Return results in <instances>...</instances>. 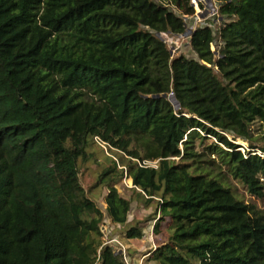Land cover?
Wrapping results in <instances>:
<instances>
[{
    "label": "trees",
    "instance_id": "trees-1",
    "mask_svg": "<svg viewBox=\"0 0 264 264\" xmlns=\"http://www.w3.org/2000/svg\"><path fill=\"white\" fill-rule=\"evenodd\" d=\"M215 1L220 47L197 28L190 59L162 36L187 34L192 0H0V264H127L81 182L96 138L120 157L97 187L126 238L144 230L124 179L160 205L149 264H264V210L213 172L264 201V0Z\"/></svg>",
    "mask_w": 264,
    "mask_h": 264
},
{
    "label": "rangeland",
    "instance_id": "rangeland-1",
    "mask_svg": "<svg viewBox=\"0 0 264 264\" xmlns=\"http://www.w3.org/2000/svg\"><path fill=\"white\" fill-rule=\"evenodd\" d=\"M201 12V16L205 18V25L210 26L216 36L217 42L212 48L213 51H216L220 47L219 33L222 21L218 18V16L212 17V13L205 14L206 11L203 9H201ZM198 20L199 19L197 17H190L187 21L188 27H198ZM162 38L166 40L174 57L185 56L190 59H197V55L190 47V39L187 36L172 37L163 35ZM252 134L254 137L252 143L259 147L264 146V127H262L260 124H255L252 128ZM228 137L231 141H235V144L243 147V153L251 150L250 143L244 142L240 139L233 140L234 137L232 135H229ZM213 142H215V140L211 139V143ZM88 152L91 155L90 159L88 161H81L79 163L80 177L84 188L89 192L90 198L96 203V205L106 216L103 226V241L109 242L111 239H116L121 244H123V247H120L119 243H112L111 245L114 246L117 251H119L118 249L124 250V248H126L130 264H149L147 260L142 259V257L152 249H155V244L158 243V238L154 235L153 229L156 223L154 218H158L160 215V211L157 212L160 208V205L158 202H154L150 206H146L144 202H141L140 199L136 197L137 194H132L129 192L128 189L132 188V181L130 179H124L122 185H118L119 192L132 201L129 225L131 226L140 224L141 228L144 230V237L142 239H127L122 231L113 224L112 220L107 215V188L105 186L97 187L99 176L103 174L107 168L114 166V158L117 159L118 157L120 159V157L111 151H105L102 147L94 142H92L90 145ZM257 154L262 156V152L260 151L257 152ZM213 158L215 157L213 156ZM213 172L216 175H219L220 173L222 174V180L233 190L238 198L244 200L248 204H254L259 210H264V201L262 202L252 197L244 184L238 180H235L231 175H229L226 168L214 167ZM156 215H158V217Z\"/></svg>",
    "mask_w": 264,
    "mask_h": 264
},
{
    "label": "built area",
    "instance_id": "built-area-1",
    "mask_svg": "<svg viewBox=\"0 0 264 264\" xmlns=\"http://www.w3.org/2000/svg\"><path fill=\"white\" fill-rule=\"evenodd\" d=\"M192 3L196 9V6H197V12H196V15L194 17H197L199 20L197 22V26L198 27H188V32L191 31H194L195 29L197 28H202V27H205L207 25H205L204 23V17H202V12H201V9L205 10V14H211L212 17L214 16H218L219 18V6L217 4V2L215 0H201V1H194L192 0ZM200 8V9H199ZM187 32V33H188ZM184 36H187V35H184ZM189 38V37H188ZM96 143L102 147L105 151H110V149H112L107 143L103 142L100 138H96L95 139ZM140 166L142 168H155L157 169L158 168V161H155V162H149V161H144V162H139ZM106 220V219H105ZM105 223V222H104ZM112 243H119L120 244V247H123L124 245L121 244L118 240L116 239H111L109 242H106L104 241V246H111L114 248V246H112L111 244ZM114 250L118 253H121L123 254L124 256V259L126 261L127 264H130L129 262V259H128V254H127V250L126 248H124V250L122 249H118L119 251H117L115 248Z\"/></svg>",
    "mask_w": 264,
    "mask_h": 264
},
{
    "label": "water",
    "instance_id": "water-1",
    "mask_svg": "<svg viewBox=\"0 0 264 264\" xmlns=\"http://www.w3.org/2000/svg\"><path fill=\"white\" fill-rule=\"evenodd\" d=\"M191 34V31H189L186 35L187 37ZM176 108H178V103H176L174 100H172Z\"/></svg>",
    "mask_w": 264,
    "mask_h": 264
},
{
    "label": "crops",
    "instance_id": "crops-1",
    "mask_svg": "<svg viewBox=\"0 0 264 264\" xmlns=\"http://www.w3.org/2000/svg\"><path fill=\"white\" fill-rule=\"evenodd\" d=\"M145 258H146V257H143L142 259H144V260H145Z\"/></svg>",
    "mask_w": 264,
    "mask_h": 264
},
{
    "label": "clouds",
    "instance_id": "clouds-1",
    "mask_svg": "<svg viewBox=\"0 0 264 264\" xmlns=\"http://www.w3.org/2000/svg\"><path fill=\"white\" fill-rule=\"evenodd\" d=\"M189 37V36H188Z\"/></svg>",
    "mask_w": 264,
    "mask_h": 264
}]
</instances>
